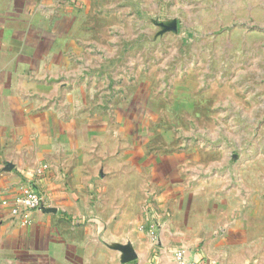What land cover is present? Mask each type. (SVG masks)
Segmentation results:
<instances>
[{
    "label": "crops",
    "instance_id": "obj_1",
    "mask_svg": "<svg viewBox=\"0 0 264 264\" xmlns=\"http://www.w3.org/2000/svg\"><path fill=\"white\" fill-rule=\"evenodd\" d=\"M18 1L0 6V264H124L111 245L127 243L138 256L127 264H179V252L201 264H264V205L189 188L165 157L130 155L133 138L124 155L117 130L108 140L101 109L92 114L76 91L91 77L70 78L74 32L60 25L74 13L61 12L36 44L22 38ZM29 184L50 211L14 216Z\"/></svg>",
    "mask_w": 264,
    "mask_h": 264
},
{
    "label": "rangeland",
    "instance_id": "obj_2",
    "mask_svg": "<svg viewBox=\"0 0 264 264\" xmlns=\"http://www.w3.org/2000/svg\"><path fill=\"white\" fill-rule=\"evenodd\" d=\"M18 8L28 20L22 38L36 44L55 17L74 13L60 25L74 32L70 78L91 77L76 91L92 114L101 109L108 140L117 130L124 155L133 138L139 150L130 155L165 157L189 188H226L251 208L264 205V0H19Z\"/></svg>",
    "mask_w": 264,
    "mask_h": 264
},
{
    "label": "built area",
    "instance_id": "obj_3",
    "mask_svg": "<svg viewBox=\"0 0 264 264\" xmlns=\"http://www.w3.org/2000/svg\"><path fill=\"white\" fill-rule=\"evenodd\" d=\"M38 210L50 211L44 204L43 195L32 184L21 186L20 194L16 198V205L12 210V214L18 216L24 212H34ZM176 258L179 264H201L200 262L186 261L182 252L177 253Z\"/></svg>",
    "mask_w": 264,
    "mask_h": 264
},
{
    "label": "water",
    "instance_id": "obj_4",
    "mask_svg": "<svg viewBox=\"0 0 264 264\" xmlns=\"http://www.w3.org/2000/svg\"><path fill=\"white\" fill-rule=\"evenodd\" d=\"M112 249L118 250L121 254V262L124 264L131 263L137 260L138 256L133 246L130 243L127 244H114L111 245Z\"/></svg>",
    "mask_w": 264,
    "mask_h": 264
}]
</instances>
